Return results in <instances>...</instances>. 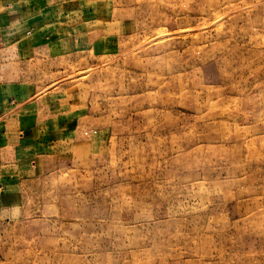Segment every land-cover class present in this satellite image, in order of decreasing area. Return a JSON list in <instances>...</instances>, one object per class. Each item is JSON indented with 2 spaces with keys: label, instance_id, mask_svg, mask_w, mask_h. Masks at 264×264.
I'll return each instance as SVG.
<instances>
[{
  "label": "rangeland",
  "instance_id": "obj_1",
  "mask_svg": "<svg viewBox=\"0 0 264 264\" xmlns=\"http://www.w3.org/2000/svg\"><path fill=\"white\" fill-rule=\"evenodd\" d=\"M105 1L28 62L62 137L11 150L0 264H264V0Z\"/></svg>",
  "mask_w": 264,
  "mask_h": 264
},
{
  "label": "crops",
  "instance_id": "obj_2",
  "mask_svg": "<svg viewBox=\"0 0 264 264\" xmlns=\"http://www.w3.org/2000/svg\"><path fill=\"white\" fill-rule=\"evenodd\" d=\"M107 6L105 0H0V204L11 194V150L47 156L51 142L62 137L60 128L38 125L49 120L39 117L45 93L27 78L28 62L79 52L92 22L77 12ZM114 6L130 8L129 0H115Z\"/></svg>",
  "mask_w": 264,
  "mask_h": 264
}]
</instances>
